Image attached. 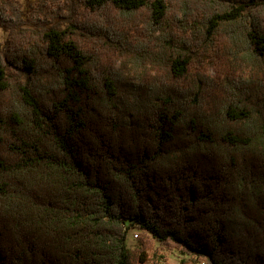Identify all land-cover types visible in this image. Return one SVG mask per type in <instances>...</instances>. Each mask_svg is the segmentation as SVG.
Masks as SVG:
<instances>
[{"label":"trees","instance_id":"1","mask_svg":"<svg viewBox=\"0 0 264 264\" xmlns=\"http://www.w3.org/2000/svg\"><path fill=\"white\" fill-rule=\"evenodd\" d=\"M67 1L0 43V264H264V0Z\"/></svg>","mask_w":264,"mask_h":264},{"label":"rangeland","instance_id":"2","mask_svg":"<svg viewBox=\"0 0 264 264\" xmlns=\"http://www.w3.org/2000/svg\"><path fill=\"white\" fill-rule=\"evenodd\" d=\"M53 2L52 0H6L11 9L13 20L8 27L0 26L2 47L19 29L39 30L52 26L64 28L69 25L71 17L76 15L73 3L67 0ZM70 15L72 16L69 18ZM118 68H121L119 64ZM210 72L213 74L215 71L211 69ZM123 73L125 76L133 77V71L130 69L123 70ZM127 244L133 257L136 256L135 252L138 249L146 251L148 257L146 264H151L156 259L160 260L162 264H185V260L188 264H206V261L203 260L196 262L195 259L183 255L171 244H162L151 233L130 224Z\"/></svg>","mask_w":264,"mask_h":264}]
</instances>
